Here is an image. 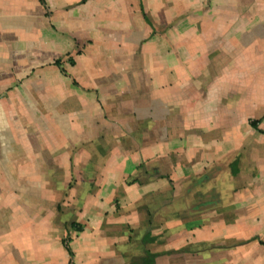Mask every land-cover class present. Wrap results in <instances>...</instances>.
<instances>
[{
    "label": "crops",
    "instance_id": "1",
    "mask_svg": "<svg viewBox=\"0 0 264 264\" xmlns=\"http://www.w3.org/2000/svg\"><path fill=\"white\" fill-rule=\"evenodd\" d=\"M0 264H264V0H0Z\"/></svg>",
    "mask_w": 264,
    "mask_h": 264
},
{
    "label": "trees",
    "instance_id": "2",
    "mask_svg": "<svg viewBox=\"0 0 264 264\" xmlns=\"http://www.w3.org/2000/svg\"><path fill=\"white\" fill-rule=\"evenodd\" d=\"M252 126H253V127H256V123H252ZM232 173H233V174L235 173L234 170L232 171Z\"/></svg>",
    "mask_w": 264,
    "mask_h": 264
}]
</instances>
